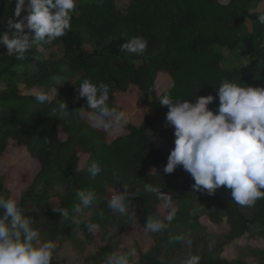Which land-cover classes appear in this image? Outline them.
<instances>
[{"label": "trees", "instance_id": "16d2710c", "mask_svg": "<svg viewBox=\"0 0 264 264\" xmlns=\"http://www.w3.org/2000/svg\"><path fill=\"white\" fill-rule=\"evenodd\" d=\"M14 8L15 0H0L1 33L7 30L6 22ZM260 13L264 8L256 10L254 0H128L123 10L118 9L116 0H100L79 5L65 36L52 44L33 45L23 60L8 56L6 47H0V157H7L8 148L20 147L38 165L31 183L20 191L17 200L21 206L26 201L36 202L45 215L36 228L56 245L62 239L53 264H68L57 258L67 244L79 256L85 246L69 232L78 223L86 229V223L71 219L72 208L79 203L76 191L96 192L97 199L91 206L100 205L89 222L98 223L102 234L103 226L114 225L118 216L108 209L106 192L124 191L125 183L129 193L137 192V196L130 197L128 210L142 230L148 216L166 215L163 201L144 192L145 183L169 193L176 206L175 218L166 231L147 234L151 246L146 251L134 246L138 264H181L193 254L201 257L200 264H264V199L245 210L235 204L231 190L224 186L214 195L194 190V180L182 166L165 174L163 168L174 148V129L159 128L168 111L167 106L159 104L165 93L191 102L195 97H215V87L224 79L264 87V26L255 22ZM26 15V11L22 12L17 20ZM134 36L148 42L143 55L122 50V45ZM113 39L128 61L101 52ZM237 51L243 52L247 64L227 68L225 53ZM31 65L36 68L33 73L28 69ZM160 74L168 77L170 86L158 93ZM84 79L107 84L109 107L120 111L117 100L131 87L148 93L153 117H145L139 125L127 122L122 128L125 133L109 141L110 131L95 128L88 117L75 114L78 109L72 102V93L78 91ZM19 81L24 83L21 88L16 87ZM62 81L68 86L64 97L50 96L44 104L36 99L40 91L49 95L55 89L62 91ZM81 101L87 109L86 99ZM60 102L69 113L60 111ZM218 104L217 98L209 108L215 110ZM157 139L160 143L155 147ZM92 162H98L103 169L94 179L87 171ZM114 174L119 182L113 180ZM39 181L45 186L40 193L34 190ZM57 184L63 186L57 208L69 211L71 218L67 221L49 204L48 188ZM3 193L12 196L6 188L5 173L0 174V195ZM206 221L228 230L209 233ZM178 235L191 239V246L177 243L174 237ZM239 240L242 244L234 247L233 257L223 255L226 247ZM102 241L104 246L81 264L119 250L103 234Z\"/></svg>", "mask_w": 264, "mask_h": 264}, {"label": "clouds", "instance_id": "9594fccd", "mask_svg": "<svg viewBox=\"0 0 264 264\" xmlns=\"http://www.w3.org/2000/svg\"><path fill=\"white\" fill-rule=\"evenodd\" d=\"M76 8L77 0H15L13 15L6 22L7 30L0 33V45L6 47L8 56L23 60L33 45L39 42L52 44L65 36L71 29ZM24 11L27 15L17 20ZM255 22L264 26V13L258 14ZM147 47L144 37L134 36L122 45V50L139 56ZM244 85L224 79L219 87H215V97L200 96L190 102L165 93L160 96L159 104L168 108L166 126L174 129L175 137L174 148L163 172L172 174L182 166L194 180V190H207L209 195H214L224 186L231 190L235 204L251 208L258 200L264 199V87ZM77 90L78 97L86 99L87 109L83 106L75 114L90 118L93 127L116 132L128 122L124 111L109 107L110 89L107 84H94L84 79ZM217 98L218 107L210 109L209 105ZM36 99L44 104L51 97L40 91ZM59 109L69 113L62 102ZM102 170L98 162H92L87 168L93 179ZM119 179L114 174L113 180L119 182ZM123 189L108 199L107 207L114 214L126 216L130 197L137 196V192L129 193L127 183ZM143 190L163 201L166 209L163 218L148 216L143 226L144 233L166 231L176 215L172 196L151 183H145ZM75 195L79 203L72 208L74 216L84 214V210L97 199L96 192L92 190L76 191ZM53 211L60 213L66 221L71 218L65 208L56 207ZM38 222L27 214L14 196L5 198L0 195V264H53L56 243L51 239L41 241V232L34 227ZM85 226L93 236L100 230V225L95 222ZM174 239L189 247L192 244L191 239L184 235ZM137 256L136 247L114 250L105 257L104 264H133V258ZM200 260L199 255L193 254L183 259L181 264H200Z\"/></svg>", "mask_w": 264, "mask_h": 264}, {"label": "rangeland", "instance_id": "374dc122", "mask_svg": "<svg viewBox=\"0 0 264 264\" xmlns=\"http://www.w3.org/2000/svg\"><path fill=\"white\" fill-rule=\"evenodd\" d=\"M100 0H77V8L79 5L84 4H90L95 3ZM221 2H226L227 0H220ZM128 4V0H116V5L118 6V9L123 10ZM76 8V9H77ZM254 8L256 10H261L264 8V0H254ZM248 26L249 22H247ZM1 33V29H0ZM3 45H0V47ZM116 46V39H113L107 43L106 46L102 47L100 50L102 53H110L119 55L122 59L125 61H128L129 59L127 56L123 53L122 50H118ZM44 56H47L48 53H43ZM248 60L243 56L242 51H237L234 53H225V59H224V65H226L227 68H230L234 65H244L247 64ZM29 72L33 73L36 68L34 65L29 66ZM24 83L19 81L16 83L17 88L23 87ZM61 85L63 86V90H52L50 93L51 97L59 96L61 95L64 97L66 95V92L68 91L67 84L62 81ZM170 86V81L168 77H166L163 74H160L157 79V90L158 93L163 92ZM72 102L76 106L77 109H80L82 107V101L81 98L78 97V91H74L72 93ZM117 104L121 107L122 111L126 113L127 121L130 123H133L135 125H139L143 122L144 118H152V109H151V97L148 95V93H141L138 89L135 87H131L127 94L122 95L117 100ZM89 123L92 125V121L90 118H88ZM159 128L163 131L166 128V121L162 123ZM125 133L122 129L116 132H109L108 133V140L111 141L114 138L118 137L119 135ZM160 143V139L155 140L154 146L157 147ZM5 155L7 157L1 159L0 157V174L5 173L6 174V188L12 193V196H14L16 199L19 197L20 191L25 188L29 183H31L32 178L36 174L38 170L37 163L30 159L27 152L20 147H10L6 150ZM11 165H8L10 164ZM45 189V186L39 181L35 183L34 190L35 192H42ZM49 193V204L53 207H57L59 205V198L63 194V186L60 184L51 186L48 188ZM115 193L112 190H107L105 199L108 201V199L114 195ZM5 198L7 197V193H3ZM99 203L90 206L89 208L84 210V214L80 216H72L73 222H84L87 223L90 221L91 216L96 212L99 208ZM27 210V214L34 217L35 220L39 221L37 224H40L45 220V215L41 211V208H39L38 204L32 201H26L24 205L22 206ZM245 210L248 209V207L244 208ZM209 224L208 231L209 233H225L226 227L223 226H217L212 225L208 221H206ZM36 224V225H37ZM34 225V227H36ZM127 228L128 231L124 232L123 229ZM72 235L76 238V240L81 243L84 247L82 249V255H77L74 250L67 244V247L65 250H62L57 254V258L60 262L66 261L68 264H81L83 259L85 257L93 256L97 253V251L104 246V243L102 241V234L103 236L108 237L113 244H117V248L122 251L123 249H128L130 247L138 246V248L141 251H146L151 246V238L149 235H146L144 231L142 230L141 226L134 223L133 217L131 212L128 210V215L122 216L118 214L117 221L114 225H105L102 228V234L100 233V230L97 234L94 236H89L87 230L84 228H80V224H76L70 231ZM58 237V235H57ZM49 240L45 235L41 234V241ZM54 241V240H53ZM62 239L58 240L60 243ZM59 243L56 245V249H58ZM242 244V242L236 241L232 243L230 246L226 247L224 250L223 255L227 257H233L234 256V247L237 245ZM97 256V255H96ZM105 257V255H102L101 257ZM105 258H98L94 261H91L89 264H104ZM139 259L137 257L133 258V264H138Z\"/></svg>", "mask_w": 264, "mask_h": 264}]
</instances>
